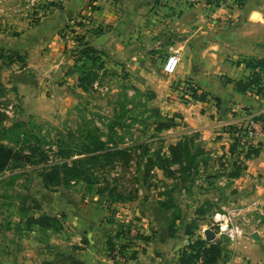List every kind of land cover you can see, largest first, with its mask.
Returning a JSON list of instances; mask_svg holds the SVG:
<instances>
[{
	"label": "rangeland",
	"instance_id": "obj_1",
	"mask_svg": "<svg viewBox=\"0 0 264 264\" xmlns=\"http://www.w3.org/2000/svg\"><path fill=\"white\" fill-rule=\"evenodd\" d=\"M37 4L40 8L50 5L57 10L62 8L52 0H37ZM208 4L224 8L236 6L233 0H208ZM71 32L65 29L60 34L65 45L56 66L45 68L33 64L32 58L29 59L32 53L28 51L0 49V144L14 148L22 146L25 140L23 134L19 135V141L9 140L8 134H4L5 130L18 125L21 126L18 129L20 133L26 129L30 137L38 138L45 149L51 150V160L64 163L65 160L59 157L78 153L87 145L88 132L105 136L101 137L104 141L110 126H114V132L125 146L144 141L151 152L161 151L164 156H167L169 145L196 135H176L175 126L155 131L158 122L165 119L154 104L155 92L137 87L130 73L110 62L104 52V69H98L99 63L96 64L90 71L95 76L88 90L79 89L77 72L85 61L76 57L75 52L79 47L77 39L80 37L84 41L83 37L71 35ZM160 59L159 67L163 68L165 59ZM86 64L88 70L89 62ZM175 83L170 84L174 87ZM187 90L190 91L189 88ZM96 128L97 131H94ZM229 144L234 148L233 153L228 149V153L212 155L197 133L192 150L203 152L180 176L184 181L180 182L178 174L168 179L154 170L149 188L143 187L134 178L141 165L137 154L127 168L120 163L113 166L104 163V168H95L93 172L98 176L99 183L92 185L88 192L85 182L45 189L37 167L15 168L11 165L0 174V218L18 222L19 230L23 227L27 238L31 236L30 240L36 232V240L41 246V264L53 256L50 264H72L71 261H75L69 253L79 251L81 247L69 244L71 236L65 229V214L73 203L99 204L107 213L105 222L115 225L104 242L111 264L136 260L139 254H145L156 234L168 231L169 226L174 234L172 238L169 236L172 264H179V253L187 242L201 240L207 245L219 246L221 257L224 256L225 260L223 264H228L236 253L243 250L245 264H264V233L260 235L264 231V210L247 205L244 182L241 180L245 171L244 156L236 149V142ZM172 169L177 170V167ZM100 190L104 193H98ZM108 190H112V195H108ZM35 203L40 210L35 209ZM51 209H58L56 214L59 217H54L61 223V231L43 230L27 224L32 216L45 214L52 217L49 215ZM217 213L240 226L242 233L236 240L230 241L226 236L218 235L214 219ZM206 229L215 233L213 242L205 240ZM188 230L190 233L185 235ZM107 239L111 240L109 251ZM201 258L196 264H202Z\"/></svg>",
	"mask_w": 264,
	"mask_h": 264
},
{
	"label": "crops",
	"instance_id": "obj_2",
	"mask_svg": "<svg viewBox=\"0 0 264 264\" xmlns=\"http://www.w3.org/2000/svg\"><path fill=\"white\" fill-rule=\"evenodd\" d=\"M65 29L128 71L137 87L155 92L154 104L163 116H178L176 135L198 133L212 155L228 153V126L236 127L244 115L245 120L264 119V98L255 96L254 89L245 94L235 89L236 81L254 72L264 82V71L244 64L264 63V0H245L242 8L215 7L208 0H67L60 10L40 8L32 0H0V49L31 52L33 64L56 66ZM172 52L180 60L176 73L168 76L159 67L160 58ZM188 88L205 100L189 97ZM253 145L257 155L245 160L241 180L247 205L264 210V134ZM56 211L49 215L58 216ZM106 214L99 204L90 203H73L65 214L69 244L81 247L69 253L77 263L111 264L104 242L115 225L105 222ZM17 223L0 218V264H41L36 232L30 240ZM169 243L168 231L159 232L145 254L126 264H172ZM223 258L215 264H223ZM228 264H245V250Z\"/></svg>",
	"mask_w": 264,
	"mask_h": 264
},
{
	"label": "trees",
	"instance_id": "obj_3",
	"mask_svg": "<svg viewBox=\"0 0 264 264\" xmlns=\"http://www.w3.org/2000/svg\"><path fill=\"white\" fill-rule=\"evenodd\" d=\"M237 8H242L245 0H234ZM76 57L83 59L79 71L77 72V87L81 90H88L89 84L94 80V74L90 71L93 70L94 66L98 69H104V61L102 60L103 52L96 50L95 48L89 46L87 43L82 42L79 37L77 39ZM87 62H89V68L87 67ZM244 64L248 69L258 71H264V63L262 60H244ZM262 83V79L259 76V72H254L249 78L245 80L241 79L235 82V89L238 93L245 94L247 89H256ZM190 89V94L193 99L204 101L205 96L203 94L197 95L195 90ZM156 111V110H155ZM157 112V111H156ZM158 114V112H157ZM159 115V114H158ZM178 118L177 115L173 117H165L163 121H159L155 126V131H161L164 129H170L175 126V119ZM21 126L15 125L12 128L5 130L4 134H8V139H17L19 141V135L23 134L25 140L22 141V146L20 148L8 147L4 144H0V174L6 171L11 165L15 168L20 166L24 167H37L40 172V179L43 187L56 188L63 184L68 186L70 183L74 182H85L87 184V192L90 187L95 183H99V178L93 170L95 168H104L106 164L113 166L115 163H120L121 166L127 168L134 155L137 154L140 161V166L138 167V175L134 178L143 187H151L150 179L154 170L160 171L165 178L172 179L177 174L179 175L180 182L184 181L181 175L185 174L192 164L194 163L196 156L203 152V150L193 149L194 137L191 138L184 137L175 144H171L167 148V156H164L161 151L151 152L148 144L146 142H136L131 146H125L121 143V138L117 136L114 132V126L108 128V134L104 141L101 137L96 136L94 133L88 132L87 135V145L82 147V149L75 153L74 155L61 156L59 159H64V163L55 162L56 160L50 159L51 150L45 149L43 142L37 140L38 138L30 137L29 132L24 129L22 133L18 130ZM227 132L232 134L236 131V127L228 126L226 128ZM97 131V128L94 129ZM33 140H29V139ZM119 140V141H118ZM229 151L233 153V146L229 147ZM60 155V154H55ZM257 155V151L251 149L244 154V161L253 156ZM79 156L70 160L71 158ZM172 167H177V170H173ZM140 174V176H139ZM107 183L106 180H104ZM108 185V183H107ZM98 193H104V190L98 191ZM111 193V194H110ZM112 190H108V195H112ZM129 200H131L129 198ZM35 209L40 210L37 203L34 205ZM27 224H32L43 230H50L54 232H59L62 230V225L58 219L55 217H49L45 214H40L35 217L32 216L26 221ZM185 235L190 232L185 231ZM168 234L172 238L173 232L172 228L168 227ZM106 246L108 251L111 249V240L107 239ZM221 250L219 246L211 244L207 245L204 241H197L194 243L187 242V246L179 253V264H196L198 258L202 257V264H215L221 257ZM73 259V258H72ZM51 262H45L44 264H50ZM72 264L77 262L72 260ZM78 264V263H77Z\"/></svg>",
	"mask_w": 264,
	"mask_h": 264
},
{
	"label": "built area",
	"instance_id": "obj_4",
	"mask_svg": "<svg viewBox=\"0 0 264 264\" xmlns=\"http://www.w3.org/2000/svg\"><path fill=\"white\" fill-rule=\"evenodd\" d=\"M56 5L63 6L67 0H52ZM221 2L223 0H220ZM234 1V0H233ZM37 3V0H32V4L35 5ZM179 55L177 52H172L169 54L164 61L163 64V72L166 75H174L177 71V68L179 66ZM197 95H200L201 93L196 91ZM255 96L263 97L264 98V82L261 83L257 90H254ZM191 95V94H190ZM236 131H234L232 134H230L231 137V143L236 142L237 144V150L241 152V154L244 156L247 151L251 150L253 148V142L254 139L259 134H264V119L261 117H255L250 116L247 117L245 120V115L240 118L236 123ZM237 152V153H239ZM235 155V153H234ZM215 222L217 224L218 228V235L222 234L226 236L230 241L236 240L242 233V230L240 226L237 224H232L228 221L227 217L225 215H221L220 213L215 214ZM116 262L115 264H117Z\"/></svg>",
	"mask_w": 264,
	"mask_h": 264
},
{
	"label": "water",
	"instance_id": "obj_5",
	"mask_svg": "<svg viewBox=\"0 0 264 264\" xmlns=\"http://www.w3.org/2000/svg\"><path fill=\"white\" fill-rule=\"evenodd\" d=\"M204 237H205L206 241L213 242L216 238V235L210 229H206V230H204Z\"/></svg>",
	"mask_w": 264,
	"mask_h": 264
}]
</instances>
